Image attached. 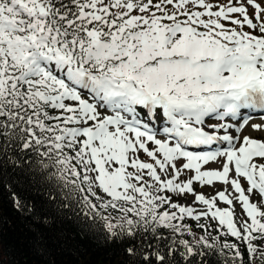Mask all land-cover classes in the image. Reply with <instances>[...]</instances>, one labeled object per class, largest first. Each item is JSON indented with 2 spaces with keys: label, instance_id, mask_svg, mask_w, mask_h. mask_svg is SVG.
Wrapping results in <instances>:
<instances>
[{
  "label": "snow or ice",
  "instance_id": "1",
  "mask_svg": "<svg viewBox=\"0 0 264 264\" xmlns=\"http://www.w3.org/2000/svg\"><path fill=\"white\" fill-rule=\"evenodd\" d=\"M9 205L42 264H264V0H0Z\"/></svg>",
  "mask_w": 264,
  "mask_h": 264
},
{
  "label": "trees",
  "instance_id": "2",
  "mask_svg": "<svg viewBox=\"0 0 264 264\" xmlns=\"http://www.w3.org/2000/svg\"><path fill=\"white\" fill-rule=\"evenodd\" d=\"M11 165L8 166V172L11 173ZM18 175V173H17ZM27 195L35 196L34 193L30 192L27 188L22 189ZM60 193H57V198L59 199ZM38 201H43V197L36 196ZM4 217L9 221V223L3 225V238H0V255H3V249L6 245L14 253V260L20 262V264H42L38 261L32 254L31 249V238L32 233L28 229V221L24 218H21L17 213H15L11 206L2 208ZM75 231V229H73ZM77 239L80 237L77 235ZM93 247H96L93 245ZM100 252L99 256H95V259L99 261L103 257L104 250L98 249ZM57 255L52 257L53 259L58 260L59 262H67V264H81L80 261H76L74 257L68 255H60L59 250H57ZM89 256H92L93 253L91 250L88 253ZM116 260L120 259V255L117 254L115 257ZM209 259V264H217L218 257H211Z\"/></svg>",
  "mask_w": 264,
  "mask_h": 264
},
{
  "label": "bare ground",
  "instance_id": "3",
  "mask_svg": "<svg viewBox=\"0 0 264 264\" xmlns=\"http://www.w3.org/2000/svg\"><path fill=\"white\" fill-rule=\"evenodd\" d=\"M259 113L258 112H256V113H253V116H254V118H259Z\"/></svg>",
  "mask_w": 264,
  "mask_h": 264
},
{
  "label": "rangeland",
  "instance_id": "4",
  "mask_svg": "<svg viewBox=\"0 0 264 264\" xmlns=\"http://www.w3.org/2000/svg\"><path fill=\"white\" fill-rule=\"evenodd\" d=\"M241 210H240V208L239 207H237V212L239 213Z\"/></svg>",
  "mask_w": 264,
  "mask_h": 264
}]
</instances>
